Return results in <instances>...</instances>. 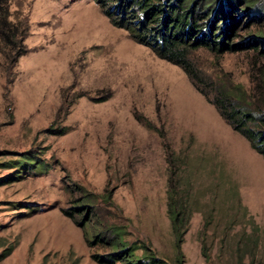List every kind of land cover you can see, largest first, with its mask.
Listing matches in <instances>:
<instances>
[{
    "label": "rangeland",
    "instance_id": "obj_1",
    "mask_svg": "<svg viewBox=\"0 0 264 264\" xmlns=\"http://www.w3.org/2000/svg\"><path fill=\"white\" fill-rule=\"evenodd\" d=\"M240 3V13L230 6V37L264 36V6ZM9 8L28 15L29 32L9 83L0 55V264H110L98 254L125 246L128 263L114 264H264V153L183 68L95 0ZM191 57L248 91L264 64L249 40ZM172 189L190 208L181 238L168 214Z\"/></svg>",
    "mask_w": 264,
    "mask_h": 264
},
{
    "label": "trees",
    "instance_id": "obj_2",
    "mask_svg": "<svg viewBox=\"0 0 264 264\" xmlns=\"http://www.w3.org/2000/svg\"><path fill=\"white\" fill-rule=\"evenodd\" d=\"M95 1L113 24L125 27L133 39L149 45L158 56L182 67L195 88L214 104L226 122L241 132L255 150L264 153V64H261L254 77L253 89L248 91L230 76L204 71L191 57V51L199 47L222 53L225 50H237L248 40L254 51L264 55V36L242 40L230 37L234 35L233 28L237 21V17L230 16V6L234 9L238 7L239 10L234 12H239L242 11L240 1L248 7L250 4L261 7L264 6L261 0H228L230 5L227 0H223L227 4L224 8L221 0H205L203 3L200 0ZM9 3L10 0H0V55L8 83L14 78L12 67L15 61L27 50L25 38L29 32L28 15L20 11L14 14ZM142 121L146 126H153L147 119ZM27 158L31 162L32 157ZM65 212L73 215L71 210L65 209ZM168 214L172 231L177 238H181L187 228L190 208L180 197H175L174 189L169 192ZM12 248L9 245L2 251V256ZM129 249L130 246H125L121 250L98 256L110 264H114L115 259H124L128 263L129 257L124 256V252ZM201 250L209 259L207 251L203 247ZM134 255V251H129L128 256L134 258ZM253 259L252 254L251 263ZM151 260H154L152 256ZM143 262L142 258H137L133 264ZM238 264H241L240 259Z\"/></svg>",
    "mask_w": 264,
    "mask_h": 264
}]
</instances>
